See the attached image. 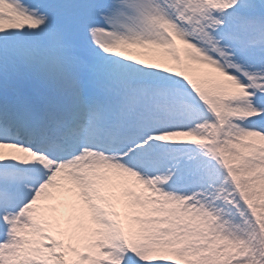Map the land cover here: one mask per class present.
I'll list each match as a JSON object with an SVG mask.
<instances>
[{
    "label": "snow or ice",
    "instance_id": "1",
    "mask_svg": "<svg viewBox=\"0 0 264 264\" xmlns=\"http://www.w3.org/2000/svg\"><path fill=\"white\" fill-rule=\"evenodd\" d=\"M0 264H264V0H0Z\"/></svg>",
    "mask_w": 264,
    "mask_h": 264
}]
</instances>
